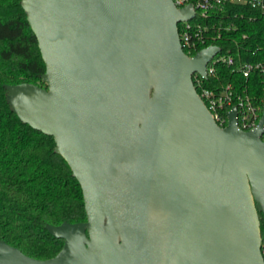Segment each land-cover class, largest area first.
Here are the masks:
<instances>
[{
  "label": "water",
  "instance_id": "water-1",
  "mask_svg": "<svg viewBox=\"0 0 264 264\" xmlns=\"http://www.w3.org/2000/svg\"><path fill=\"white\" fill-rule=\"evenodd\" d=\"M45 86L7 85L18 117L53 136L86 220L47 225L52 257L0 240V264H264V109L219 126L191 74L219 51L184 53L173 0H21Z\"/></svg>",
  "mask_w": 264,
  "mask_h": 264
},
{
  "label": "trees",
  "instance_id": "trees-1",
  "mask_svg": "<svg viewBox=\"0 0 264 264\" xmlns=\"http://www.w3.org/2000/svg\"><path fill=\"white\" fill-rule=\"evenodd\" d=\"M200 22L206 27L203 46L229 51L234 67L264 63V12L258 8L229 3ZM231 68L218 64L204 85L217 88L232 83L235 91L245 90L255 104L263 106L264 76L252 73L245 78ZM44 72L38 41L21 0H0V240L38 259L54 256L63 244L47 225L86 220L81 187L55 150L53 136L22 121L7 97L10 84L30 82L44 87ZM258 213L262 231L264 221ZM261 250L264 256V240Z\"/></svg>",
  "mask_w": 264,
  "mask_h": 264
},
{
  "label": "built area",
  "instance_id": "built-area-1",
  "mask_svg": "<svg viewBox=\"0 0 264 264\" xmlns=\"http://www.w3.org/2000/svg\"><path fill=\"white\" fill-rule=\"evenodd\" d=\"M173 2L178 8L191 4L194 11V15L190 19L178 23V25H181V31H178L181 47L188 56H192L201 48L206 47L203 46L207 40V36L204 34L206 27L201 24L200 20L208 17L214 9L221 8L229 3H239L258 8L264 12V0H173ZM195 18L196 20H194ZM217 37H219V34H217ZM218 64L232 67L233 71L239 72L243 77L247 78L252 73L264 76V63L260 61L244 62L234 67V56L229 51L220 53L219 48V51L206 63L205 76L199 72L191 74L193 86L195 90L196 88L199 90H196L198 96L219 126L224 127L228 124L227 113L234 107L237 127L243 131L255 129L262 115L264 105L255 104L245 90H243V93L235 91L232 83H226L217 88H210L204 85V79L215 75ZM260 139L264 141V128Z\"/></svg>",
  "mask_w": 264,
  "mask_h": 264
}]
</instances>
